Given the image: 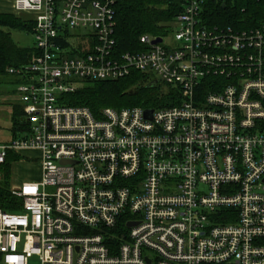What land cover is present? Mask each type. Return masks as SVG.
<instances>
[{
	"label": "built area",
	"instance_id": "1",
	"mask_svg": "<svg viewBox=\"0 0 264 264\" xmlns=\"http://www.w3.org/2000/svg\"><path fill=\"white\" fill-rule=\"evenodd\" d=\"M180 1L166 35L117 53L113 0H11L32 44L6 69L23 126L0 169L30 148L40 175L8 188L20 208L0 209V264H264V23L207 26L204 0ZM131 71L176 102H61Z\"/></svg>",
	"mask_w": 264,
	"mask_h": 264
},
{
	"label": "trees",
	"instance_id": "2",
	"mask_svg": "<svg viewBox=\"0 0 264 264\" xmlns=\"http://www.w3.org/2000/svg\"><path fill=\"white\" fill-rule=\"evenodd\" d=\"M180 4V0H113L112 35L115 51L120 53L140 49V35H162L180 10ZM202 18L207 26L217 25L234 29L258 26L264 23V0H204ZM30 27L29 17L22 20L12 13H0V74L6 72L8 67L25 63L30 52L28 46H19L12 41L8 29L29 31ZM152 80L154 79L145 73L131 71L118 79L83 81L84 83L74 91L63 94L61 102L86 106L94 115L103 107L155 108L176 102L177 88H164L160 82L150 87ZM22 126L20 109L14 110L12 130L17 131ZM12 158L17 160L19 155L13 153L7 156L0 175V209L8 211L20 208L17 198L8 191V166Z\"/></svg>",
	"mask_w": 264,
	"mask_h": 264
},
{
	"label": "rangeland",
	"instance_id": "3",
	"mask_svg": "<svg viewBox=\"0 0 264 264\" xmlns=\"http://www.w3.org/2000/svg\"><path fill=\"white\" fill-rule=\"evenodd\" d=\"M14 16L20 17L22 20L30 18L26 14H16ZM10 38L19 46H30L32 44V35L30 31L22 29H8ZM167 30H164L162 35H166ZM84 82H80L79 86ZM15 79L10 74L3 72L0 74V144H8L12 139L16 138L19 133L12 130V116L14 110L20 109V103L17 94L14 92ZM78 86V87H79ZM164 88L167 85H163ZM133 88V87H131ZM19 159L9 162V180L8 184L11 188L16 187L19 183L24 181H36L39 178V163L38 153L35 150H22L19 152ZM1 171V169H0ZM1 175V172H0ZM37 258L32 256L28 259V264H36Z\"/></svg>",
	"mask_w": 264,
	"mask_h": 264
},
{
	"label": "crops",
	"instance_id": "4",
	"mask_svg": "<svg viewBox=\"0 0 264 264\" xmlns=\"http://www.w3.org/2000/svg\"><path fill=\"white\" fill-rule=\"evenodd\" d=\"M12 12V9H11V0H0V13H10ZM24 150H35L37 151L36 149H23ZM22 151V150H21ZM38 153V151H37ZM40 175V173H39ZM9 180V178H8Z\"/></svg>",
	"mask_w": 264,
	"mask_h": 264
},
{
	"label": "water",
	"instance_id": "5",
	"mask_svg": "<svg viewBox=\"0 0 264 264\" xmlns=\"http://www.w3.org/2000/svg\"><path fill=\"white\" fill-rule=\"evenodd\" d=\"M222 5H224V2L222 3ZM161 39L158 37V38H156V39H154L153 40V43H156V42H159ZM157 84V80H152L150 83H149V86L151 87V86H154V85H156ZM144 115H145V117L146 118H149V119H151V116H152V109L151 108H147V109H144ZM131 225V224H133V223H128V225Z\"/></svg>",
	"mask_w": 264,
	"mask_h": 264
}]
</instances>
